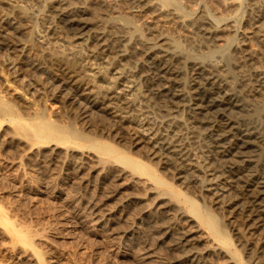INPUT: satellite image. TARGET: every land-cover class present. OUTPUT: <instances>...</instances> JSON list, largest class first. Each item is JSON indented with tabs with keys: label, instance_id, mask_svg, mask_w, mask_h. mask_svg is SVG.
<instances>
[{
	"label": "rangeland",
	"instance_id": "rangeland-1",
	"mask_svg": "<svg viewBox=\"0 0 264 264\" xmlns=\"http://www.w3.org/2000/svg\"><path fill=\"white\" fill-rule=\"evenodd\" d=\"M70 1L0 0V97L11 104L22 122L49 119L67 132V138L62 142L49 137L42 141L30 139L17 133L7 117L0 116V210L2 211L0 212V264H37L36 256L31 255L29 251L25 252L23 245L12 238L8 229L1 226V221L5 217L13 223H9V226L15 225L25 230L33 239L31 241L37 253L43 256L38 264H155L156 262V264L158 262L159 264H188V258L182 255V248L174 247L173 240L178 235L177 224L197 228V234L200 232V235L195 241L198 246H204L201 249V256L207 258L205 260L209 262L208 264H255V259L241 245L242 243L229 226L225 225L224 228L231 238L233 252H237L238 256L234 258L230 252H226L227 248L223 247V244L211 238L210 231L198 224L197 218L182 202L183 197L187 196L196 200L200 206L208 207V204L199 196V191L206 195L209 193L208 172L200 169L197 171L198 175L195 173L189 176L185 175V172L179 174L161 153H152L148 141L140 133L150 130L156 135H163L172 144L174 143L175 147L183 148L182 150L187 152L186 162L198 166L210 165L214 169L212 171L218 170L212 155H208L205 151V130L192 123L187 116L186 105L179 102L180 104L173 108V104L170 105L159 95H152L148 91L149 83H146L149 82L148 76L152 71V62L149 59L150 55L145 53L144 46L156 42L157 38L154 34L156 29L153 24L158 18H163L164 14L161 13L160 16L153 10H143L138 7V2L133 0H110V4L106 7L104 5L100 7L91 0H72L71 3ZM165 2L157 0V3L164 4L167 9L170 7L169 10H177L178 5L180 8L178 12L184 15L185 19L178 25L168 22V34L165 38L166 43L170 44L171 41L172 51L177 58H181L177 61L179 65L175 63L179 72L176 80H173L174 86L176 85V88L180 86L179 89L187 93L194 78L191 70L197 65L202 64L203 68L206 65L204 69L208 70V73L213 71L215 64L222 72L226 68L224 73L235 69L234 74L231 75L233 86L236 89L239 85L237 92H241L246 97L242 103L243 107L239 111L237 108V113H233L235 115L232 119L242 126L254 127L251 129L263 134L260 145L262 143L261 150L264 153V91L259 90L257 81L255 82L260 74L255 72L264 70L262 68L264 62L248 64L246 69H249L244 70V68L243 72H236V69H239L236 61L237 51L241 45L239 42H242L240 39L245 41L243 28H248V21L250 22L249 18L252 16L249 9L251 0H238L236 7L227 3L228 0H165ZM62 5L70 7L71 10L74 8L75 11L79 9L77 12L90 24L92 31L88 28L84 29L83 35L80 34L81 36L76 37L75 41L64 36L65 33L62 32L63 37L59 34L50 36L51 31L48 36L45 35V31L50 29L48 26L53 25L47 19L50 7H63ZM126 10L134 13L129 23L118 16L120 11ZM205 15L207 17L209 15L207 18L208 21L211 20L209 23L214 25L217 23L216 27L228 26L227 28L224 26L226 29L229 28L226 31L231 37L227 40V44L217 37L210 39L209 49H207L204 45L190 44L183 36L175 35V31L185 28L197 30L196 24L192 23L193 19ZM227 16H231L230 20L226 19ZM218 17H223V21L226 20V22H223L221 18L219 23ZM120 25L127 31L128 36H131L124 41L125 46L127 45V56L115 58L108 56L107 51V53L102 52L101 56L104 57L97 59L96 64L93 63L94 60L89 62L88 59H85V62L89 63L82 62L84 66L79 64L81 58H88L87 53L90 48H95V38L92 37L93 27L108 36V43L114 39L112 42L114 45L116 39L111 34ZM169 27H173V31ZM137 36L140 40L136 39ZM255 38L250 35L246 40L250 42V46L246 43L247 47L244 45L241 47L246 48L247 52L249 51L247 48H259L264 56V42ZM214 46L216 49H213ZM158 49L157 47L154 50L158 51ZM210 49L214 52L209 51ZM134 57L137 61H134ZM91 63L93 64L90 65ZM116 68L117 73L114 72ZM110 73L117 74L121 81L125 80L123 85L126 84L123 86L124 95L121 94L122 97L116 100L118 112L125 115L123 112L126 109L123 110L125 105L119 101L125 97L127 100L123 101H128V104L139 109L129 114L131 117L129 116L123 122L125 126L115 122L109 111L93 113L88 110L86 112L89 115L87 114L86 117L82 114L78 115V110L87 106V99L82 100L83 103L80 106L82 108L59 102L60 99H67L72 95L69 87L72 81H74L73 85L79 82L81 87L95 86L92 92L98 98L101 95L100 99H107V89L101 84L106 82L105 79ZM4 78L10 82L7 83ZM45 90L46 93H44ZM41 104L43 105L40 106ZM78 130L88 139L111 144L116 152L99 155L100 153L89 146L88 139L75 135ZM99 156H103L106 161L101 164L98 160ZM120 156H127L137 161L143 168L149 167L174 191L179 192L181 198L161 192L166 185L157 184L156 186L145 170L146 173L143 170V172L135 170L121 162L118 159ZM104 193L107 194L104 195ZM124 193L125 196L128 193V195L135 193L141 197L139 207L133 209L126 205L125 196H122ZM92 202L107 208L108 219L99 223L95 222V215L90 208ZM212 210L220 219L219 210ZM63 218L66 221L69 220V227L61 223ZM166 225L172 227L167 233L164 231ZM147 252H150L151 259L144 256Z\"/></svg>",
	"mask_w": 264,
	"mask_h": 264
},
{
	"label": "bare ground",
	"instance_id": "bare-ground-1",
	"mask_svg": "<svg viewBox=\"0 0 264 264\" xmlns=\"http://www.w3.org/2000/svg\"><path fill=\"white\" fill-rule=\"evenodd\" d=\"M71 1H70V3H71ZM91 1H93L94 4L96 3L100 7H103V5L106 7L108 4H110V0H91ZM133 1H137L138 2L137 5H139L138 7H140L143 10L144 9H148L150 11L153 10V11H155V13H158L159 15L162 13L165 16L164 17L162 15L163 18H161V19L158 18L157 22L153 24L154 29H156L154 34H155V37L157 38V40H155L156 41L155 43L158 42V44H155L153 42L150 45L144 46V48L146 50L145 53L150 55L149 59H150V62H152L151 63L152 71L150 72V74L148 76L149 82L147 81V83H146V84L149 83L148 84L149 86L147 87L148 91L151 92L152 95L153 94L159 95L160 98L164 99V101H166V102H169L170 105L173 104V108L179 102H182V104L186 105V110L188 113L187 116L191 119L192 123L196 124L198 127H201L205 130V132H204L205 133V135H204L205 136V151L207 152L208 155H212L214 164L216 166H218V170L212 171L214 169L210 165L198 166V165L186 162L187 152L183 151L182 150L183 148L175 147L174 143L172 144L171 141L168 140L167 137L165 138V136H163V135H160V134L156 135L155 133H153L150 130H147L146 132H140V131L139 132L148 141L149 146H150L149 148L150 149L152 148V153H154V154H157V152L161 153L164 156V158L166 157L167 161L169 160L168 163H170V165L173 168L178 170L179 174H180V172H185V175L188 174L189 176H192V174H195V173H197V175H198L197 171H199L200 169L201 170L203 169V170L208 172L207 174L209 175L210 178L208 177V186H207L208 188H207V190L209 193H207V195H206V194H202L201 191H199V196L208 204V207L206 208V207L200 206L198 204V202H196V200H194L191 197H187V196L183 197L184 199L182 202L185 203L189 212L192 213L197 218L196 220L198 221V224L205 226L210 231V234L212 237L211 236H209V237L214 238V240L220 242L221 245L223 244V247L225 246V248H227L226 252H230L233 255V258L238 256V255H237V252L234 253L232 248H231V246H232L231 245L232 242L230 241L231 238H229V236L226 233V230L224 228L225 225L229 226L231 231L236 235V237L242 243L241 245L245 249H247L248 252L250 253V256H252L253 259H255V264H264V155H263L264 153H262V150H261L262 143L260 145V142L262 141V135L263 134L261 135L260 132L257 133L254 130H252L254 127H251L252 128L251 129L250 127L242 126L240 124H237L232 119L233 115H235L233 113H237L236 112L237 108L239 111V109L241 107H243L242 103L244 101V97H246L241 92H237L238 91L237 88L239 85L236 87L237 90L233 86V82H232L233 80H232L231 75L234 74L233 71L235 69H233L232 72L228 71V70H230V69H228L227 70L228 72L224 73L226 71V68H225V71L222 72V70L218 67V65L216 66V64L214 63L215 66L213 65V69H212L213 71L208 73V70L204 69V68H206L205 67L206 65L204 66V68L202 67L203 66L202 64L197 65L193 68V70H191V71H193L194 78H192L193 82H192V85H191L189 91L187 93L182 92L179 89V88H181L180 86H179V88H176L175 87L176 85L174 86V84H173V83H175V82H173V80L174 79L176 80V75H178V72H179L175 63L179 60L180 57L177 58V55L172 51L173 48L171 45V41L169 42L170 44H168L165 42V40H166L165 38H166V34H168L167 28H168L169 23L173 22L176 25H178L179 23H182V21L185 20L184 15H182L180 12H178V10L180 9L178 5H177V7L179 9L176 8L177 10H175V9L169 10L170 7L167 9L164 4L157 3V0H155L156 2L154 0H133ZM82 2H84V1H82ZM164 2H165V0H164ZM80 3H81V1H80ZM227 3L236 7V5H238V0H228ZM68 4H66V5H68ZM91 4H92V2H91ZM165 4H166V2H165ZM66 5L65 6L62 5L63 7H60V6L59 7H57V6L50 7L48 15H47L48 16L47 19H49L48 21L50 23H53V25L48 26L50 29L48 31H45V35L48 36L50 31H51L50 36H52L53 34L54 35L59 34V36H60L62 33H65V34H63L64 36H66L69 39L71 38L73 41H75L74 39L76 37H79V35L84 32L83 31L84 29L88 28V30L89 29L91 30L92 27L90 28L89 27L90 24L86 20H84L83 17H81V14H79L77 12L79 9L75 11V10H73L74 9L73 8L72 9L73 11H72L70 9V7H67ZM70 6H72V5H70ZM99 6H98V8H99ZM75 9H77V8H75ZM249 9L251 10L250 14H252V16H250V17L252 18V21H251V18H249L250 22L248 21V23H249L248 28L247 29L245 27L243 28L244 31L242 33L246 38L243 36L242 37L245 38L244 39L245 41H243V39H240L242 42H239V43H241V45H244V46L246 45V43L248 44V46H250L249 45L250 42L248 43L246 41L250 35H253L256 38H258L259 41L264 42V0H251ZM119 13L120 14H118V16L122 17L123 19L128 21V23L131 22V19H132L131 15L134 14L133 12H130L129 10L128 11L127 10L126 11H120ZM203 14H205V13H203ZM44 15H46V14H44ZM196 16H198V15H196ZM199 16H201V15H199ZM193 17L195 18V16H193ZM208 17H209V15H208ZM208 17L205 15V16L200 17V18L198 17L195 20L193 19L194 22H192V23L196 24L197 30L195 28H193L195 30H192V28H191V30H190V28L186 29L185 27L182 26L185 29L184 30L180 29L181 31H175L177 33V34L175 33V35L183 36L184 38H186L190 42V44L204 45V47L207 49H209L210 39L213 40V38L214 39H216L217 37L221 38L227 44V42H228L227 40L229 38L231 39V37L229 36V33L226 31L229 29V28L226 29L228 26H225L224 25L225 23H224L222 25H224L226 28L224 26L216 27V25H217L216 21L214 20L216 25H214V23L211 24V23H209V22H211V20L208 21V19H207ZM219 18L220 17H218L217 20ZM221 18L223 21L224 18L223 17H221ZM221 18L219 20V23H221L220 22ZM230 18H231V16L226 17V19H229V20H230ZM121 21H122V19H121ZM223 22H226V20ZM186 23H188V22H186ZM195 24H194V26H195ZM228 24H229V22H228ZM231 26L232 25H229V27H231ZM236 27H238V26H236ZM116 28H117L116 31L113 30L114 32L111 34L112 37H114L116 39L115 40L116 42L113 45L112 42H114V39L112 42L108 43V41H107L108 36L105 35L104 33H102L101 30H96L93 27L94 33H93L92 37L95 38V42H94L95 48L94 49L90 48V50L87 53L88 58H86V57L81 58L80 57L81 60H80L79 64L83 65L84 63H82V62L83 61L85 62V59H88L89 62L91 60H94L93 63L96 64L95 61L97 59L104 57V56L103 57L101 56V54H103L102 52L107 53V51H108V56H111V57L116 58V56H118V57L127 56L126 55V53H127L126 52V46L127 45L125 46L126 43L124 41H126V39H129V37H131V36H128L127 31L122 29L121 25L116 27ZM170 28L171 27H169V29ZM172 31H173V29H172ZM232 31H234V30H232ZM241 31H240V33H241ZM134 32H136V30ZM168 32H170V31H168ZM240 33H238V34H240ZM136 35L137 34L135 33V36ZM59 36H57V37H59ZM88 38H89V35H88ZM136 39L140 40L138 36L136 37ZM136 39L134 38V40H136ZM138 42L141 43L140 41H138ZM232 43H235V42H232ZM239 43H238V45H239ZM236 44H237V42H236ZM220 45L224 46L223 43L222 44L220 43ZM241 45L239 47V51H237L238 54L236 53L237 57L235 56L237 60L234 58L238 62V65H239L238 66L239 69L236 67L238 69V70L236 69V72L237 71L243 72L242 70L244 68H245L244 70L249 69V68L246 69V66H248V64L252 65V64L259 62V61L264 62L263 53L261 52V50H259V48H247V49H249V51L247 52L246 48H242ZM215 46L213 49L217 48V46H216V48H215ZM157 47L159 49H158V51H155L154 49H157ZM197 47H199V46H197ZM245 47H247V46H245ZM127 48H129V47H127ZM142 51H144V50H142ZM209 51L212 52L213 50L210 49ZM135 57H134V61L136 60ZM89 62H87V63H89ZM118 62H119V59H118ZM93 63H91L90 65H92ZM206 64H207V62H206ZM90 65H88V67H90ZM177 65H179L178 62H177ZM236 65H237V63H236ZM208 66H210V65H208ZM229 66H231V65H229ZM253 67H254V65H253ZM232 68H233V66H232ZM262 68H264V66ZM223 69H224V67H223ZM114 70H115L114 72H116V73L118 72L117 68ZM145 70H146V67H145ZM255 73H260L258 75V79L257 80L255 79V82L257 81L256 83H257L258 89L262 90V92H263L264 91V70L261 72H255ZM243 75H244V73H243ZM252 75H256V74H252ZM144 76H146V75H144ZM234 78H235V76H234ZM4 79L6 80V78H4ZM7 80H8V77H7ZM71 80H73V79H71ZM105 80H106V82H104V84L103 83L101 84L102 86L104 85L105 88L107 89V92H106L107 93V99H105V100H104V98L100 99L101 95L98 98V96H96L92 92V91H94V90H92V88L95 86H93L92 88L81 87V84L79 82L77 84L73 85L72 83L74 81H72V83L69 86L71 89L70 92L72 95L69 94L70 98L62 99V100L60 99L59 102L62 104H68L69 106L80 107L81 104L83 103L82 100L87 99L88 100L87 106L82 105L84 107V109L82 107H80L82 109H79L81 111L78 110V112H77L78 115L82 114V116L86 117L88 114L86 111H88V110H90V112H93V113L94 112L97 113V111H106V112L109 111L108 113L113 115L115 122H117L119 125H122V124L124 125L123 122H125V120L129 116L131 117V115H129V114L135 113L139 109H137L136 106L134 107V106L128 104L129 103L128 101L127 102L123 101L124 99H126V97H125L123 100L122 99L119 100L122 102V104L125 105V107H123V110L126 108L123 111V112H125V115L118 112V110L116 109V107H117L116 106V100L121 98L122 97L121 94H123V91H125L124 87H123L126 85V84L123 85V82L125 83V80L121 81L120 77L114 73H112V75L110 73V75H108V77H106ZM8 82H10V81H7V83ZM75 85H76V87H75ZM14 87H12V88H14ZM76 88H78V89H76ZM255 89H257V88H255ZM35 90H37V89H35ZM95 91L97 92L96 88H95ZM44 93H46V90ZM98 93H99V90H98ZM146 94H147V91H146ZM20 95H22V94H20ZM60 98H62V97H60ZM245 99H247V98H245ZM42 105L43 104H41L40 106H42ZM84 105H85V103H84ZM180 107H179V109H180ZM256 108H258V107H256ZM76 109H78V108H76ZM43 110L44 109H42V111ZM0 116L7 117L11 121V123L13 124V127L15 128L16 132L17 133L19 132L20 134L24 135L26 138L36 139V140L42 141L45 138L49 137V138L56 139L59 142L65 141L67 138V132L63 128L59 127L58 125H56L55 123L50 121L49 119H46V120L39 119V120H35L34 122H28V123L22 122L19 119L18 115L13 110L11 104L4 101L2 97H0ZM238 122H240V121H238ZM83 134H84L83 132L78 130V131H76L75 135H77V137H79V138H84V137L86 138L85 134L84 135ZM144 138H143V140L146 141ZM86 139H88V138H86ZM88 140L90 141L89 146L92 149L96 150L98 153H100L99 155H101V154H105V155L113 154L116 152L115 148L107 142L91 140V139H88ZM118 159L121 162H124L125 164L134 168L135 170H139V171L145 170L147 172V175L149 176V178L156 183V186H157V184L161 185V186L166 185L162 189L164 191H161V192L168 193L171 195H175L179 199L181 198L179 192L174 191L171 186L167 185L166 182L162 178H160L158 175H156L152 170H150L149 167H148L149 169L143 168V166L141 164H139L137 161H133L132 159H129L127 156H120V157H118ZM98 160L101 164L106 161V159L103 156H99ZM105 168H106V166H105ZM145 171H144V173H146ZM199 173H201V172H199ZM200 175H202V173ZM183 176H184V174H183ZM121 177H123V176H121ZM179 177H182V176H179ZM202 177L205 178L206 176H202ZM118 184H120V183H118ZM205 184H207V183H205ZM124 187H126V186H124ZM124 187H122V188H124ZM128 191H130V190H128ZM105 194H107V193H104V195ZM128 194L126 196H125V193H124V195H122V196H125L124 202L126 203V205H129L133 209L139 207V205L141 203V201H140L141 197L137 196L135 193L130 194V195H128ZM120 195H121V193H120ZM142 203H143V201H142ZM120 204H121V202H120ZM141 206L143 207V205H141ZM90 208H91L92 213L95 215V217H94V218H96L95 222H98V223L104 221V219H106L107 215L109 214V212H107L106 207H104L103 205L101 206L100 204H97V203H93L92 205H90ZM212 209L219 210V212L221 214L220 219H218L216 217V215L214 214ZM0 212H2V211L0 210ZM157 212H158V210H157ZM68 221H66L63 218L61 223L65 224L66 227H69L70 223L68 224ZM9 223L13 224L9 221V219L7 217H5V219H3L1 221V226L5 229H8L12 238L23 245L25 252L29 251V252H31V255L34 254L36 256L37 264L40 263L42 255L37 253V250L33 246L32 241H31L33 239L30 238L29 234H27V232H25V230H22L21 228H17L15 225L9 226ZM93 225H95V224H93ZM174 225L176 226V224H174ZM171 228L172 227H170V225H169V226L165 227L166 230H164V231L167 233L170 231ZM177 228H178V235L173 240L174 247L177 246V247H179V249L182 248V250H183L182 255H184L186 258H188V260H189L188 264H208L209 262L207 263L205 260L207 258L206 257L204 258L201 256V249H202V247H204V246H202L203 244L201 245L202 247H200L197 245V243L195 241L197 236L200 235L199 234L200 232L197 234V232H198L197 228L187 227L185 225H179V224H177L176 229ZM162 233H164V232H162ZM202 233H204V231H202ZM198 239H199V237H198ZM206 242H204V243L206 244ZM208 242L210 243V241H208ZM215 243H217V242H215ZM218 246L220 247V245H218ZM211 251H213V250H211ZM203 253H205V252H203ZM145 254L146 255H144V256H146V258L151 259L152 256H151L150 252H147ZM206 255H207V253H206ZM140 257H142V256H140ZM152 261H153V259H152ZM149 262H150V260H149ZM158 264H159V262H158Z\"/></svg>",
	"mask_w": 264,
	"mask_h": 264
}]
</instances>
